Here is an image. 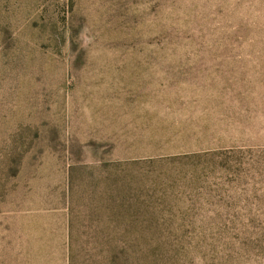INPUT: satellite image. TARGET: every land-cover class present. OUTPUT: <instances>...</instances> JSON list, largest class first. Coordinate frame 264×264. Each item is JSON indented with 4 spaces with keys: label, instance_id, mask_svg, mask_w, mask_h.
<instances>
[{
    "label": "rangeland",
    "instance_id": "rangeland-1",
    "mask_svg": "<svg viewBox=\"0 0 264 264\" xmlns=\"http://www.w3.org/2000/svg\"><path fill=\"white\" fill-rule=\"evenodd\" d=\"M110 244L264 264V0H0V264Z\"/></svg>",
    "mask_w": 264,
    "mask_h": 264
},
{
    "label": "trees",
    "instance_id": "trees-1",
    "mask_svg": "<svg viewBox=\"0 0 264 264\" xmlns=\"http://www.w3.org/2000/svg\"><path fill=\"white\" fill-rule=\"evenodd\" d=\"M71 247V250L72 248H74L73 245L70 246ZM109 252V255L108 254H105L103 256V259L105 261V264H117V253L115 252V246L113 244H110L108 246V250ZM72 256H73V251H72ZM128 256V255H127ZM99 259V255L98 253H92L90 252L89 253V260H90V263L89 264H96V262L98 261ZM70 263L72 264V260L70 261Z\"/></svg>",
    "mask_w": 264,
    "mask_h": 264
}]
</instances>
